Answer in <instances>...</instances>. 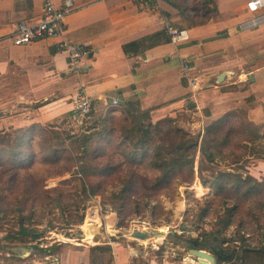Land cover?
<instances>
[{"label":"crops","instance_id":"0c3cea01","mask_svg":"<svg viewBox=\"0 0 264 264\" xmlns=\"http://www.w3.org/2000/svg\"><path fill=\"white\" fill-rule=\"evenodd\" d=\"M44 1L0 0V132L75 128L72 99L80 94L92 99L95 116L116 100V106L137 102L152 123L177 119L188 132L202 134L223 117L264 128V9L247 11L251 0H213L218 14L200 26H191L166 0H71L61 36L14 46L16 26L36 24ZM165 21L184 29L188 40L163 41L169 37ZM62 40L85 46L84 72L69 68L57 47ZM135 42L142 43L125 54L123 47ZM194 76L201 79L195 92L188 85ZM248 174L264 177V162ZM109 244L112 264H155L149 252Z\"/></svg>","mask_w":264,"mask_h":264},{"label":"rangeland","instance_id":"374dc122","mask_svg":"<svg viewBox=\"0 0 264 264\" xmlns=\"http://www.w3.org/2000/svg\"><path fill=\"white\" fill-rule=\"evenodd\" d=\"M90 115L71 129L45 126L49 142H36L35 150L40 154L25 169L13 172L7 164L0 167V264H112V250L94 247H107L114 242L125 249L149 252L155 264H180L186 257L192 264L196 263L191 253L193 243L201 250L213 245L231 253L229 250L236 244H244L247 249L264 251V177L257 179L263 183L261 187L255 188V184L248 182L239 193L230 190L213 197L209 188L202 189L198 179L192 181L185 170L176 173L169 185L158 190L151 188L157 177L155 172L146 167L124 166L120 174L105 178L103 192L87 198L78 181L82 174L79 175L76 159L81 158L83 163L87 160L81 153L83 147L71 150V146L62 143L67 135L98 127L94 120L99 116ZM115 122L116 128L127 124L119 116ZM247 122L239 118L231 123L234 132L228 134L227 146L221 147L222 155L215 162H204L201 166L205 178L214 170L244 177L258 162H264V128L252 131L245 125ZM18 134L13 130L0 132V149L15 150ZM54 149L65 151L58 161H53V153L52 159L46 160V150L51 153ZM42 150L45 151L41 153ZM198 161L199 153L195 157V172ZM99 162L101 166L103 159ZM130 170L137 172L133 189L123 200H116L112 194L122 189L124 175ZM236 204L239 208L232 223L223 229L227 209ZM88 208L91 210L87 214ZM101 216L109 218L100 223ZM131 229L133 232L163 230L165 236L162 241L139 244L133 237L127 238ZM252 262L254 259L247 261ZM219 264L243 263L236 257L232 262Z\"/></svg>","mask_w":264,"mask_h":264},{"label":"trees","instance_id":"16d2710c","mask_svg":"<svg viewBox=\"0 0 264 264\" xmlns=\"http://www.w3.org/2000/svg\"><path fill=\"white\" fill-rule=\"evenodd\" d=\"M174 7L191 26H200L216 17L218 12L213 0H166ZM188 11L193 16H188ZM163 41L169 42V37ZM142 42H135L123 47L125 54L134 48H138ZM92 112L90 116H94ZM125 118L127 124L119 128L115 127L117 117ZM98 127H91L81 133L67 135L63 140L64 145L70 149L83 147L81 153L87 157L83 163L81 158H76L79 163L78 179L87 198L98 196L104 191L107 182L105 178L113 173H119L122 167L130 168L146 167L155 172L151 188L162 189L170 184L176 173L187 171L191 180L198 179L200 187L209 188L213 197H218L230 190L239 193L247 186L248 182L255 184V188L261 187L257 179L248 173L244 177L229 171H212L208 178L203 175L202 165L204 162L213 163L220 157L229 140L228 134H233L232 125L228 117H223L211 122L203 129V133L197 136L185 131L176 125V120L165 118L152 123L148 111H142L137 102L125 103L122 106H108L103 115L94 120ZM245 125L258 132L260 127L247 122ZM264 127V125H263ZM88 129V128H87ZM48 132L42 127L32 126L26 131L20 132L15 139V150L8 152L0 149V167L7 164L13 172L21 171L28 167L39 153H36L37 141L49 142ZM46 136V138H45ZM57 137V134H56ZM61 140V139H60ZM66 142V144H65ZM79 143H82L79 145ZM222 147V149H221ZM43 149V148H41ZM48 150V149H47ZM45 152L46 160L58 161L65 149H54L53 152ZM45 150H42L43 153ZM199 153L197 171L194 163L196 154ZM99 159H103L100 166ZM99 162V163H98ZM3 172H7L4 170ZM15 175H13V179ZM98 177L99 179H96ZM137 172L130 170L124 175L125 181L121 190L112 196L123 200L133 189V183ZM117 178L122 179L120 176ZM24 180H29L28 178ZM250 188L246 189L249 194ZM239 205L236 204L227 209V218L224 220L226 229L234 218ZM62 210L64 208L61 207ZM244 245V244H243ZM243 245L234 246L229 252L235 255L243 264H249V259H254L252 264H264V252L247 249ZM107 247H94L96 250H111ZM193 249H197L195 243Z\"/></svg>","mask_w":264,"mask_h":264},{"label":"built area","instance_id":"2783aa9c","mask_svg":"<svg viewBox=\"0 0 264 264\" xmlns=\"http://www.w3.org/2000/svg\"><path fill=\"white\" fill-rule=\"evenodd\" d=\"M246 9L251 13H256L259 10H262L264 9V0L249 1L246 4ZM72 12L73 3L71 0H64L60 5H55L51 0H45L43 3L41 18L36 24L31 25L22 21L16 26V29L11 37L13 45L25 46L34 41L61 36L63 33L65 18ZM261 16L264 18V13ZM165 29L169 36V41L172 44H179L188 40L187 32L184 29H179L168 21H165ZM57 47L67 56L68 65L71 70L75 73H82L85 71L86 65L84 64V60L87 58L88 51L84 45L62 40L57 44ZM183 68L185 71L190 70L187 63H184ZM200 84L201 79L198 76L188 79V85L194 90V92L201 90ZM72 102L77 113L76 122L79 123L80 121L88 118L92 111V99L87 95L80 94L76 95L72 99ZM111 104L116 106L118 103L116 100H113ZM89 210H91V208H88V211ZM98 211L101 213L102 208L99 207ZM238 245L239 244H236V249H238ZM138 264L147 263L145 261H141Z\"/></svg>","mask_w":264,"mask_h":264},{"label":"water","instance_id":"95a60500","mask_svg":"<svg viewBox=\"0 0 264 264\" xmlns=\"http://www.w3.org/2000/svg\"><path fill=\"white\" fill-rule=\"evenodd\" d=\"M149 235L155 236V231H134L132 237L138 241L147 238V236L149 237ZM170 236L173 235L170 234ZM191 253L196 257L198 264L232 262L235 259L234 254L228 253L225 249L213 245L207 246L204 250L192 249Z\"/></svg>","mask_w":264,"mask_h":264},{"label":"bare ground","instance_id":"6f19581e","mask_svg":"<svg viewBox=\"0 0 264 264\" xmlns=\"http://www.w3.org/2000/svg\"><path fill=\"white\" fill-rule=\"evenodd\" d=\"M199 189V188H198ZM197 192H198V190H197ZM90 211V210H89ZM88 211V212H89ZM88 212H87V214H88ZM100 222V221H99ZM83 232V239H85L86 238V235H85V233H84V231H82ZM132 233H133V230L131 229L130 231H129V233L127 234V238H131L132 237ZM165 235H164V231L163 230H155V236H150L149 235V237L147 236V238H145V239H143V240H138V242L139 243H141V244H143V243H145V242H149L150 240H152V241H154V242H158V241H162L163 240V237H164ZM132 239V238H131ZM181 264H192V262H191V260L189 259V258H185L183 261H182V263ZM206 264H208V263H206Z\"/></svg>","mask_w":264,"mask_h":264}]
</instances>
